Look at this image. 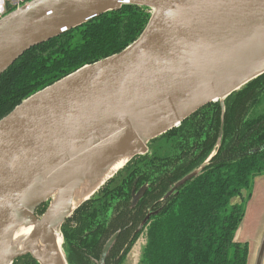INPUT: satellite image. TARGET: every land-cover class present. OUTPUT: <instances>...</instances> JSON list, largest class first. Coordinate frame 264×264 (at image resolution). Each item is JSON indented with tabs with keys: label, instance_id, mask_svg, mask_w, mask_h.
Returning <instances> with one entry per match:
<instances>
[{
	"label": "water",
	"instance_id": "obj_1",
	"mask_svg": "<svg viewBox=\"0 0 264 264\" xmlns=\"http://www.w3.org/2000/svg\"><path fill=\"white\" fill-rule=\"evenodd\" d=\"M129 5L152 10L137 41L0 120V264L25 255L68 264L61 229L69 217L151 141L213 102L224 110L227 97L264 74V0H32L0 20V77L32 48ZM93 174V192L73 207L76 188ZM29 228L18 250L15 235Z\"/></svg>",
	"mask_w": 264,
	"mask_h": 264
},
{
	"label": "trees",
	"instance_id": "obj_2",
	"mask_svg": "<svg viewBox=\"0 0 264 264\" xmlns=\"http://www.w3.org/2000/svg\"><path fill=\"white\" fill-rule=\"evenodd\" d=\"M151 16L147 7L124 6L26 52L0 77V120L34 94L128 48ZM224 106L213 102L151 141L147 154L132 159L66 220L61 234L68 264H98L116 233L105 264H123L144 231L139 264L248 263L249 246L236 239L245 209L233 199L250 193L264 175V74ZM13 264L39 263L25 255Z\"/></svg>",
	"mask_w": 264,
	"mask_h": 264
},
{
	"label": "rangeland",
	"instance_id": "obj_3",
	"mask_svg": "<svg viewBox=\"0 0 264 264\" xmlns=\"http://www.w3.org/2000/svg\"><path fill=\"white\" fill-rule=\"evenodd\" d=\"M251 194V196H249ZM234 204L242 205L245 209V217L243 226L242 240L251 236L257 226L259 219L260 222L264 223V175L257 177L254 180L253 186L250 193L244 192L243 196H238L233 199ZM249 234V235H248ZM236 239L238 236L236 234ZM147 242V232L144 231L128 256L126 257L123 264H139L143 249ZM240 242V241H239ZM244 244H247L244 242Z\"/></svg>",
	"mask_w": 264,
	"mask_h": 264
},
{
	"label": "crops",
	"instance_id": "obj_4",
	"mask_svg": "<svg viewBox=\"0 0 264 264\" xmlns=\"http://www.w3.org/2000/svg\"><path fill=\"white\" fill-rule=\"evenodd\" d=\"M244 221V220H243ZM245 222V221H244ZM242 223L241 227L237 232L238 241L244 243L246 242L249 246V256H248V263L247 264H264V223L259 222L257 226L260 224L259 227H256L253 234L242 240L243 235V226L245 223ZM243 228V229H242Z\"/></svg>",
	"mask_w": 264,
	"mask_h": 264
},
{
	"label": "bare ground",
	"instance_id": "obj_5",
	"mask_svg": "<svg viewBox=\"0 0 264 264\" xmlns=\"http://www.w3.org/2000/svg\"><path fill=\"white\" fill-rule=\"evenodd\" d=\"M125 161H119L117 162L112 169L109 172V175H112L113 173H115L118 169H120L123 165H124ZM106 176V177H108ZM97 181V175H91L89 177V180L87 181V184H79L78 187L76 188V191L73 195V199H72V206L75 207L76 205H78V203L81 200H84L86 198L89 197V195L93 192V189H89V186H91V184L95 183ZM72 207V208H73ZM30 232V228L29 229H21L20 231H18L15 235V241H16V246L18 247V250H23L25 247V238L26 236L29 234Z\"/></svg>",
	"mask_w": 264,
	"mask_h": 264
},
{
	"label": "built area",
	"instance_id": "obj_6",
	"mask_svg": "<svg viewBox=\"0 0 264 264\" xmlns=\"http://www.w3.org/2000/svg\"><path fill=\"white\" fill-rule=\"evenodd\" d=\"M32 0H0V20L9 13L27 6Z\"/></svg>",
	"mask_w": 264,
	"mask_h": 264
}]
</instances>
